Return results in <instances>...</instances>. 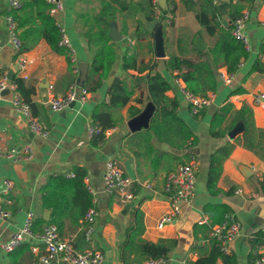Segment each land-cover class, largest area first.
Listing matches in <instances>:
<instances>
[{
    "label": "crops",
    "instance_id": "crops-1",
    "mask_svg": "<svg viewBox=\"0 0 264 264\" xmlns=\"http://www.w3.org/2000/svg\"><path fill=\"white\" fill-rule=\"evenodd\" d=\"M123 1L60 0L62 8L59 10L47 2L49 13L65 31L73 48L74 53L69 52L71 64L65 55L53 51L44 39H40L31 48L22 49L29 60L24 71L26 77L23 78L17 69L16 52L10 44V33L6 27L8 0H0V72L6 70L9 75L12 70V79L22 81L32 113L50 129L46 137L34 135L22 115L12 106L10 93H0V150L15 148L19 151L27 144L33 150L31 159L23 158L22 152L19 154L21 158L16 161L0 157V187L6 178L13 183L7 194L0 195L1 204L10 211L7 218H0V238L7 240L22 226L27 210L34 212L35 233L13 252L0 251V264L41 263L38 255L42 253L43 245L39 232L42 225L51 219V210L42 206L44 190L62 193L68 199V215L58 230L59 234L70 240L78 251L86 248L101 251L104 255L102 264H143L147 257L139 248L140 239L151 242L174 239L176 244L167 254V264L196 261L210 247L212 237L209 230L203 229L209 222L205 207L210 204H224L234 212L241 223V232L228 243V253L236 256L238 264H252L254 245L264 236V99L255 102V96L264 93V71H251L256 58L264 64V0L243 2L244 9L250 14L244 29L249 57L238 64L228 84L220 80L219 74L220 71H230L224 65L216 66L217 86L211 90L215 91L214 101L198 117L190 113L180 90V85H185L183 79L177 70L167 68L166 60L173 56L194 62L211 59L209 49L219 38V30L210 34L198 20V14L208 8L209 0H166V9L169 4L173 6L170 22L154 16L156 20L164 21L162 58L155 56L151 33L143 28L145 33L141 37L136 34V17L139 12L146 17L144 11L139 10L134 17L132 11L120 9ZM136 1L131 0L132 3ZM236 1L215 0L214 5L226 3L227 19L231 21V5ZM106 2L118 8L115 15L107 17V20L111 28L119 32L121 39L111 40L116 49V61L100 78L99 74L90 76L89 72L92 53L102 48L103 43L94 39L89 44L86 33L99 31L97 15ZM160 8L166 12V9ZM218 12L215 19L227 26L222 22L221 12ZM208 17L212 20L210 13ZM196 37L202 40L204 49L195 44ZM122 56L133 57L134 66L123 70ZM79 62L88 64L84 86L90 91L89 98L52 111L50 98L64 94L71 84H77ZM154 73L161 74L169 82L170 88L164 93L167 108L174 107V114L194 133L195 144H190L191 140H188L184 147L176 148L160 140L150 130L157 106L149 98L147 77ZM122 80L131 90V96L124 106H113L110 104V89ZM236 89L241 91L235 92ZM149 101L155 106L149 126L131 132L127 121L141 112ZM227 103L230 109L214 130H220L222 134L214 135V115ZM239 110L252 119L250 139L253 147L243 144L246 124L242 119L235 120ZM239 121L244 125V132L231 140L227 132ZM89 125L98 127V131L91 136L87 133ZM165 133L162 137H166ZM227 144L231 148L220 162L215 185L209 188L211 155ZM190 155L197 160L195 195L189 202L182 203L185 204L184 215L180 219L157 229L158 218L168 208L163 188L166 175L178 163L186 162ZM108 160H115L125 175L151 185V188L135 185L130 209L125 210L129 203L123 205L117 194L104 191L103 173ZM69 173L75 176L70 177ZM86 175L97 197L95 208L98 212L89 242L83 236L84 214L91 204L90 193L81 183ZM237 188H241L242 192L236 193ZM137 212L141 214V234H134ZM178 219L181 220L179 226ZM188 219L191 221L189 227ZM32 245L38 246V253L31 251ZM215 264L223 262L217 259Z\"/></svg>",
    "mask_w": 264,
    "mask_h": 264
},
{
    "label": "trees",
    "instance_id": "trees-1",
    "mask_svg": "<svg viewBox=\"0 0 264 264\" xmlns=\"http://www.w3.org/2000/svg\"><path fill=\"white\" fill-rule=\"evenodd\" d=\"M244 1L249 3L252 2V0H237L231 5V12L229 15L231 21L240 15L244 9ZM46 3L45 0H23L20 9L13 12L20 38L23 41L22 49H29L40 39H44L53 51L65 55L70 62L69 50L66 47L59 45L61 29L54 17L49 13V6L46 5ZM207 7L206 10H203L198 14L199 22L206 26L210 34L215 33L216 29L219 30V38L209 49L211 59L206 58L194 62L187 58L173 56L166 60L167 68L169 70H177L178 75L183 79L185 86L192 92L201 95H205L208 91L216 89V66L224 65L228 71L234 72L237 70L238 64L243 60H247L249 57V51L246 49V45L242 41L235 39L230 33L232 22L227 26H223L220 20L215 19L216 13L219 15V12L217 6L212 4L211 0H209ZM117 9L116 6L108 2L104 3L103 8L97 15V22L100 27L99 31L93 34L89 32L86 33L89 44H91V41L94 39H98L103 43L102 48H99L92 53L89 72L90 76L99 74V77L103 78L106 74L107 68L116 61V49L114 43L111 42V26L107 17L112 18L117 12ZM120 9L132 11L134 17H136L139 10H142L146 14L148 20H156L151 0H138L135 3H132L131 0H125L121 3ZM208 13L211 14L212 20L208 17ZM136 21L138 25L136 34L139 38L143 35L142 33L145 32L142 23L137 17ZM133 66V57L122 56L121 68L123 70H127ZM251 71L263 72L264 64L256 58ZM14 79L18 83L20 91L28 100L27 95L23 90L22 81L17 78ZM123 82L124 81L122 80L120 83H115L110 89V104L113 106H124L131 96V90H129ZM147 88L149 98L157 106V112L150 123V130H152L153 134L163 142L169 143L176 148L184 147L188 140H191L190 144H195L196 137H194V133L190 131L187 125L174 114V107L171 109L167 108L168 102L164 93L170 88V84L166 78L159 73L148 75ZM237 91H241V89H236L235 92ZM229 109L230 104L227 103L215 113L212 123V133L214 135L222 134V131L214 130H216L215 128H218L223 122L225 114ZM237 119H242L246 124L245 132L242 135L243 144L248 147H253V141L250 139V127L252 126L251 117L245 115L243 110H239L237 111L235 120ZM165 131L166 137H162V134ZM230 148L231 145L227 144L211 155V166L208 176L209 188L215 185L220 170V162L222 158L227 155ZM41 199L42 206L51 210L50 222L54 223L58 230H60L68 215L67 197L59 192L44 190ZM227 211H230V209L224 204H210L206 206L205 212L209 216V222L203 227V229L210 230L214 224L220 223L223 219L224 213ZM136 215V229L134 230V234H141L143 231L140 221L141 214L137 212ZM139 242V248L147 258L158 256L167 257V254L176 244L174 239H159L157 242L140 239ZM217 244L218 242L215 238H210V247L204 251L202 256L190 264H215L217 259H220L223 264H238L234 254L221 252Z\"/></svg>",
    "mask_w": 264,
    "mask_h": 264
},
{
    "label": "built area",
    "instance_id": "built-area-1",
    "mask_svg": "<svg viewBox=\"0 0 264 264\" xmlns=\"http://www.w3.org/2000/svg\"><path fill=\"white\" fill-rule=\"evenodd\" d=\"M23 0H8V12L5 16L6 27L10 33V44L16 52V65L19 74L26 77L24 71L26 70L29 60L25 57L22 51V40L18 35L17 23L13 16L15 10L20 9ZM52 4L56 10L62 8L60 0H45ZM215 3V0H211ZM154 16L164 18L166 22H170L173 14V6L169 4L166 12H162L158 0H151ZM250 18L249 11L243 9L240 15L235 17L232 21L231 35L242 41L245 45L248 43L247 36L244 32L247 21ZM264 26V22H263ZM59 45L66 47L70 53H74L70 41L63 29ZM1 69V68H0ZM219 78L223 83H230L233 78L232 72L220 71ZM7 90L10 93V102L15 111L22 115L25 119L29 130L40 137H46L50 129L43 125L32 113L30 102L21 93L18 83L14 79H10L6 70L0 72V93ZM180 90L183 94L185 101L189 105L190 113L198 117L202 111L207 108L215 98V91H209L205 95L196 94L189 90L185 85H180ZM90 95V91L85 86H78L76 83L71 84L62 95L52 96L49 100L50 109L52 111H59L68 106L72 102H85ZM264 99V93L255 96V102ZM98 131L96 125H89L87 133L91 136L94 132ZM23 153V158L31 159L33 156L32 147L27 144L21 150L10 148L7 151L0 150V157L11 158L14 161L20 159V153ZM70 177H74V173H69ZM197 178V160L194 155H190L186 162L178 163L176 167L170 171L164 181V191L168 201L167 210L158 218L156 227L163 229L166 225L172 224L181 214V205L184 202H189L195 195V184ZM104 191L109 194H117L120 202L124 205L130 203L134 196L136 184L141 187L151 188L149 183L140 182L125 175L115 160H108L106 162L105 170L103 173ZM81 183L84 188L90 193L91 204L84 214V232L83 236L86 241H90L95 229V221L98 212L95 208L97 197L93 187L89 182V177L83 176ZM13 187L10 179H4L0 187V195L7 194ZM236 193H241L242 189L237 188ZM10 211L6 209L0 202V218H7ZM201 222V221H200ZM34 227V212L27 210L22 226L11 233L7 240L0 238V251L4 253H11L20 245L32 238L35 233ZM241 232V223L236 218L234 212L227 211L223 215L220 223L214 224L210 230L209 235L215 238L218 242V247L221 252L228 253V243L235 239ZM39 237L43 245V251L38 255L39 261L43 264H59L62 262L68 264H102L104 255L101 251L93 248H86L78 251L74 248L72 242L63 238L58 231L57 226L47 221L42 225ZM31 251L38 253V246L32 245ZM254 258L252 264H264V236L261 237L254 245L253 248ZM143 264H167V257H148Z\"/></svg>",
    "mask_w": 264,
    "mask_h": 264
},
{
    "label": "water",
    "instance_id": "water-1",
    "mask_svg": "<svg viewBox=\"0 0 264 264\" xmlns=\"http://www.w3.org/2000/svg\"><path fill=\"white\" fill-rule=\"evenodd\" d=\"M159 4L163 9H166V0H159ZM218 10L222 14V22L224 25H228L231 23L230 20L227 19L226 15V3L222 2L217 5ZM138 19L143 25V28L151 33L153 35V42H154V52L155 56L157 58H162L164 57V46H163V41H164V36H163V27H164V21H159V20H147L146 17L142 12L138 13ZM110 36L111 38L116 41L120 40L121 36L119 32L116 30V28H111L110 29ZM195 44L200 48L204 49L205 46L202 43V40L199 37H196L194 40ZM78 68H79V77H78V86H84V82L87 79L88 76V64L86 62H79L78 63ZM12 70L9 71V78H13ZM3 93H7V90H5ZM155 106L153 102L149 101L146 103L144 108L142 109L141 112L138 114L134 115L127 121V126L131 132L139 131L142 128H147L149 126V121L150 118L153 115ZM244 132V125L242 122H238L234 125L232 129H230L227 132V135L229 139L233 140L237 135L241 134ZM132 206V203H129L125 206V210L130 209ZM47 215H45L46 217ZM43 264V263H40Z\"/></svg>",
    "mask_w": 264,
    "mask_h": 264
},
{
    "label": "rangeland",
    "instance_id": "rangeland-1",
    "mask_svg": "<svg viewBox=\"0 0 264 264\" xmlns=\"http://www.w3.org/2000/svg\"><path fill=\"white\" fill-rule=\"evenodd\" d=\"M184 206H185V204H182L181 205V214H180V216L182 217L183 215H184ZM179 216V217H180ZM178 217V218H179ZM180 219V218H179ZM178 219V220H179ZM190 223H191V221H190V219H188V222H187V227H189V225H190ZM181 224V220H179L178 222H177V225L179 226Z\"/></svg>",
    "mask_w": 264,
    "mask_h": 264
}]
</instances>
